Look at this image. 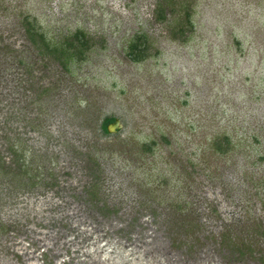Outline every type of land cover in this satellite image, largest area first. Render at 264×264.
Segmentation results:
<instances>
[{
	"label": "rangeland",
	"instance_id": "374dc122",
	"mask_svg": "<svg viewBox=\"0 0 264 264\" xmlns=\"http://www.w3.org/2000/svg\"><path fill=\"white\" fill-rule=\"evenodd\" d=\"M0 264H264V0H0Z\"/></svg>",
	"mask_w": 264,
	"mask_h": 264
},
{
	"label": "trees",
	"instance_id": "16d2710c",
	"mask_svg": "<svg viewBox=\"0 0 264 264\" xmlns=\"http://www.w3.org/2000/svg\"><path fill=\"white\" fill-rule=\"evenodd\" d=\"M157 9V13L159 15L160 18L164 19L165 18V9L163 8L162 5H158ZM189 16V13L187 14ZM27 33L28 36L30 38V40L33 42L34 45H38V48L41 49L42 53L45 55H51L53 56V58H55L56 60H59L61 62V64H65V62L67 60H69L70 58H72L73 56H79V58H83L85 57L84 54L86 51L89 50V48L91 47V39L82 31L77 32L74 37H73V41L75 43H77L78 45L75 46V50L74 52H69L70 49L74 47V42H67L66 45H61V46H54V45H50V43L45 39V36L43 33L39 32L36 30V28L34 26H32L31 21H29V19L27 20ZM180 33H184V29H180ZM129 57L131 58V60L133 62H142L143 60H145L146 58L149 57L148 54V46L147 44L145 45V37L141 38L139 37L131 46H130V50H129ZM116 120V118L113 117H107L102 125H101V130L103 132V134L108 135V131H107V126L110 123H113ZM149 148V147H148ZM150 149V148H149ZM90 162V161H89ZM90 164V163H89ZM18 168L19 165H18ZM100 166L98 165V163H95L87 168V175L89 178H91L93 185H95L97 182H99L100 180ZM91 201H94V199ZM95 202V201H94ZM96 203V202H95ZM105 209V207H100V211H103ZM106 215V214H105ZM176 234H180L182 236L183 239H181L178 243H174V240L177 242V238L173 237V245L178 247V248H183V246H187L190 245L189 247H192L191 245L194 243L193 239H191L189 241L188 239V235H187V231L185 229L184 226L181 227V230H178V232ZM185 234V236H183ZM175 235V234H174ZM226 240V238H225ZM223 240L222 247L224 248V253L228 254L230 257L235 258L236 260H241L243 258V256H245L246 251L244 249V246L238 245L237 243L232 242L233 239H229L227 243V241ZM224 244V245H223Z\"/></svg>",
	"mask_w": 264,
	"mask_h": 264
},
{
	"label": "water",
	"instance_id": "95a60500",
	"mask_svg": "<svg viewBox=\"0 0 264 264\" xmlns=\"http://www.w3.org/2000/svg\"><path fill=\"white\" fill-rule=\"evenodd\" d=\"M121 124H120V120L116 119L113 123H110L107 126V131L108 133H115L118 130H120Z\"/></svg>",
	"mask_w": 264,
	"mask_h": 264
}]
</instances>
